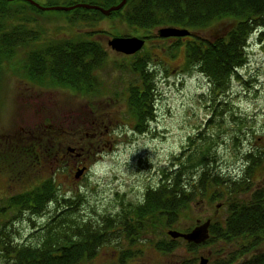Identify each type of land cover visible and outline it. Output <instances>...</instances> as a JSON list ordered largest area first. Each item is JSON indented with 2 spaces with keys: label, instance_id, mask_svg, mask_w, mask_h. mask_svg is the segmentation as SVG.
<instances>
[{
  "label": "rangeland",
  "instance_id": "obj_1",
  "mask_svg": "<svg viewBox=\"0 0 264 264\" xmlns=\"http://www.w3.org/2000/svg\"><path fill=\"white\" fill-rule=\"evenodd\" d=\"M34 1L42 6H47L45 4L48 3V0ZM66 1L58 0L57 3L63 5ZM8 8H21V15L32 21L12 20L14 28L19 25L24 26V29L30 28L36 22L45 29L43 41L50 38L60 41L71 35L75 28L65 20L64 11L47 10L43 12L44 15H39L23 0H12ZM228 24V20L217 21L207 28L192 32L201 39L212 40ZM37 29L40 30V26ZM90 29L95 30L91 39L101 45L107 56L104 68L96 71L103 81L104 92L91 96L65 87L45 86L41 93L43 116L53 114L57 119H41V123L46 125L55 120L59 142L74 146L76 152L87 143L92 148L90 153L93 149L96 150V145L101 150L90 155L87 170L82 171L77 179L75 174L78 170H71L70 166L64 167V163L60 162L53 171L51 165H36L32 158L33 146L28 142L35 139L33 134L44 139L45 128L43 125L38 127L39 119H30L28 116L21 123L25 128L22 136L27 139L25 154L18 153L16 158L11 159V165L15 167L13 170H8L4 161L0 163L4 167L0 168V209L9 197L54 177L60 196H76L74 214L70 217L72 220L93 223L101 221L105 227L112 226L109 228L112 231L110 233L120 230L118 234L109 235L110 238L98 248L91 260L80 264H112L125 253L131 254V259L127 260L129 264H181L186 260L200 264L202 257L207 259L206 264H211L217 253L226 254L234 250V244L225 245L216 241L189 250L182 240H178L172 252H163L156 247V243L169 238L165 229L154 224L135 229L134 223L132 227V224L124 222L123 214L140 202L148 187L159 182L160 171L168 169L175 157L197 148L202 140L209 141L211 134L214 140L210 145L216 154L213 167L230 176L233 181L240 178L243 153L264 145V29L260 33L254 32L248 39L245 62L237 69V74L230 80L229 89L222 95L210 92L209 79L203 73L185 66L183 43L192 39L191 37L162 38L157 35L158 29H153L151 35L154 36L146 40L144 47L137 51L138 55H135L136 52L131 57L130 54L128 56L112 50L107 42L114 36H135L134 28L115 17L105 16ZM90 29L85 28L88 31ZM178 42H181L180 51L172 47ZM37 47L40 48L41 44ZM16 51L20 52L21 49L16 48ZM134 55L143 60L149 56L145 68H149L152 73L150 84L153 87L154 120L147 123L144 133L133 130L134 124L133 120H129L132 117H129L130 109L126 100L128 87L136 85L133 83L137 78L136 73L129 66ZM23 83L25 84L20 78L10 75L3 59L0 63V133L4 129L8 131L9 120L11 121L8 118L23 115L24 107L20 106L22 94L32 93L33 96L37 93L20 92V84L24 85ZM48 102H53L54 105L49 108ZM67 109L74 111V141L63 134L66 119L61 118L66 116L64 111ZM94 125H97V134H93L91 128ZM38 129L39 131H35ZM199 132H202L201 136H197ZM44 142L46 143V139ZM64 152L67 153V149ZM15 174H18V178H14ZM262 181L264 180H261L260 185ZM217 203L218 201H214L209 204L195 199L188 216L183 217L176 227L184 229L195 224L196 220L203 222L217 217L214 214ZM217 209L218 217L223 219L225 211ZM53 211V205H50L42 213H25L19 216L15 211L5 209L4 215L0 214V243L8 242L4 238L6 234L10 239L8 243L37 242L43 233V227L52 226V220L56 217ZM125 225L131 227L128 229L135 235L125 231ZM222 246L226 250L220 251ZM263 250L264 246L258 249ZM0 264H10L1 248Z\"/></svg>",
  "mask_w": 264,
  "mask_h": 264
},
{
  "label": "trees",
  "instance_id": "obj_2",
  "mask_svg": "<svg viewBox=\"0 0 264 264\" xmlns=\"http://www.w3.org/2000/svg\"><path fill=\"white\" fill-rule=\"evenodd\" d=\"M57 1L48 0L45 5H58ZM120 1L67 0L62 6L87 3L108 8ZM11 2L0 0V63L4 59L3 37L6 30L16 29L15 36H23L28 28L24 29L21 25L14 28L12 22L31 21L21 15V8L10 10L8 4ZM25 2L36 13L44 15L45 11ZM107 16L115 17L134 28L135 36L144 40L154 36L151 35L153 29L163 27H176L191 32V35L184 37L192 38L183 43L184 64L209 79L211 93L222 95L229 89L230 80L237 74V69L245 62L248 39L254 32L260 33L264 29V0H126L122 8ZM104 17L96 9L76 7L64 10L65 20L75 27L71 33V46L69 40L63 46L57 43V49L44 45L37 61L45 74L56 76V83L60 87H69L91 96L104 92L103 81L96 71L104 68L107 56L101 45L90 37L95 33L90 28ZM223 20L229 21L228 27L216 33L214 39L204 40L193 35L194 31ZM40 28L42 35L45 34V29L41 25ZM172 47L180 51L181 42ZM10 50L14 51L15 48ZM148 58L146 56V60H143L135 56L129 65L137 78L133 82L136 85L128 87L126 100L130 109L129 117H132L129 120H133V130L139 133H144L147 123L154 120L153 87L150 84L152 73L149 68H145ZM201 133L197 136H201ZM213 140L211 134L209 141L202 140L197 148L175 157L168 169L160 171L159 182L145 190L140 202L124 211V222L132 224V227L134 223L135 229L151 224L159 225L165 229L167 236V231L171 229L187 232L197 224V220L188 228L178 229L176 226L183 217L188 216L195 199L209 204L218 201L214 211L217 217L210 219L209 237L204 243L194 245L182 238L165 236L166 241L161 240L156 243V247L163 252H172L177 241L182 240L189 250H194L217 241L225 245L234 244L235 249L226 254L217 253L211 264H264V250L258 251L264 246V181L260 185L261 180H264V145L243 153L242 174L238 180L233 181L230 176L213 167L216 158L210 145ZM14 158L16 156H0V163L4 161V166L13 170L15 167H12L11 159ZM0 168H4L3 164H0ZM17 175L14 178H18ZM57 189L53 178L46 179L39 186L9 197L0 209L1 215H4L5 209H11L22 216L25 213H42L53 205V215H56L52 226H44L43 233L35 243H8L10 239L7 234L4 235L8 242L2 241L0 248L10 264H80L91 260L98 248L110 238L109 235L120 232L110 233L112 231L109 228L112 226L105 227L101 221L93 223L72 220L70 217L74 214L76 196H60ZM217 208L225 211L223 219L218 217ZM128 228L131 227L126 226L125 231L135 235ZM219 249L226 250L223 246ZM130 259L131 254L125 253L112 264H129L127 260ZM181 264H194V261L186 260Z\"/></svg>",
  "mask_w": 264,
  "mask_h": 264
},
{
  "label": "flooded vegetation",
  "instance_id": "obj_3",
  "mask_svg": "<svg viewBox=\"0 0 264 264\" xmlns=\"http://www.w3.org/2000/svg\"><path fill=\"white\" fill-rule=\"evenodd\" d=\"M39 26L40 25L38 23L34 22V26L28 28L25 35L19 37L15 36L17 30H10V28L6 30V35H4L3 37V45L5 49V51L3 52V58L4 63L7 66V70L8 72H10V75L13 78L18 77L20 78V80H22V82H25V84L23 83L24 85L20 84V92L35 91L37 93L33 96H31L32 93L30 95L21 93L22 97H24H20L23 100L22 104L20 105L21 107H24L22 108L23 115H12L11 118H8L11 119V121L9 120L8 131H5L4 129V132L0 133V156H17L18 153L22 152L25 154L27 139L25 136H22V131H24L25 128L21 125V123L23 119H28L29 116L30 119H39L38 127L43 125L45 128V131H43L45 136L44 139H42V137L37 138V136L33 134V137H35V139L31 138L32 140L28 142L29 144H31V147L33 146L31 148L32 158L36 161V165H51V170L53 171L59 166V163L61 162L64 163V167L70 166L71 170L83 169V171H86L88 168L86 165L88 159L90 158V155L97 154L98 151L101 150L100 146L96 145V150L94 151L93 149V151L90 153L92 148L90 147V143H87L86 146H80V150L76 152V148L74 146L71 147L69 144L66 145L63 144V142H59V138L57 136V133L55 132L58 129L55 128V120L46 125L41 123V119H44V121H46V119H57L53 114L43 116V96L41 94L42 88L45 86L46 88H61L56 83V76L53 74H45L43 69L37 64V61L39 60L41 55V49L44 45L57 49V43L63 46L66 40L70 41V47L73 37L71 35H68L67 37L60 39V41H54L52 40V38L43 41L41 28L40 30L37 29V27ZM39 44H41L40 48L37 47V45ZM13 47L15 48V50H10ZM16 48L21 49V51L17 52ZM15 60H18V62H16ZM65 89L70 88L65 87ZM54 104L56 105V101ZM54 104L53 102L52 104L48 102L47 105L50 108L52 107L51 105ZM64 112L66 116L64 118H61L66 119V128L63 130V134L69 136L71 140L74 141L76 135L73 128L74 111L67 109ZM96 126L97 125L91 126L94 131L93 134H97ZM56 127L58 126L56 125ZM35 131H39V129ZM55 135L57 136V138ZM45 139L46 143L44 142ZM65 149H67V153L64 152ZM19 156H21V154ZM52 178L54 179V177Z\"/></svg>",
  "mask_w": 264,
  "mask_h": 264
},
{
  "label": "water",
  "instance_id": "obj_4",
  "mask_svg": "<svg viewBox=\"0 0 264 264\" xmlns=\"http://www.w3.org/2000/svg\"><path fill=\"white\" fill-rule=\"evenodd\" d=\"M12 1V0H8ZM29 3L35 5L37 8L47 11V10H71L76 7H83L88 9H96L99 10L103 15L107 16L113 11H117L122 8L126 0H121L118 4L110 6L108 8H103L97 5H91L87 3H78L72 6H62V5H53V6H42L35 2L34 0H25ZM191 32L187 31L186 29L176 28V27H163L159 28L157 31V35L162 38L168 37H184L190 35ZM144 38H140L138 36H131V37H119L114 36L110 40H108V46L116 51L120 52L125 55H131L139 51L144 45ZM83 169H79L75 174V178L77 179L80 174L82 173ZM209 225L210 219H207L203 222L197 221V224L187 232H179L177 230H168L167 234L172 238H182L185 241L192 243L194 245L204 243L209 237ZM207 259L201 258L200 264H206Z\"/></svg>",
  "mask_w": 264,
  "mask_h": 264
}]
</instances>
